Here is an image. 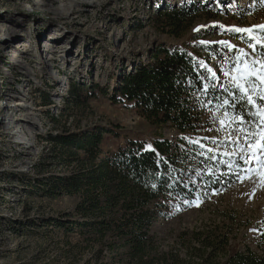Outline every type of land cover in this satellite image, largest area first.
Returning <instances> with one entry per match:
<instances>
[{"label":"rangeland","instance_id":"1","mask_svg":"<svg viewBox=\"0 0 264 264\" xmlns=\"http://www.w3.org/2000/svg\"><path fill=\"white\" fill-rule=\"evenodd\" d=\"M189 5L194 9L182 25H167L165 13L185 12ZM16 25L22 28L14 44L5 47L1 38ZM262 26L264 0H0V264H108V260L119 264L111 263L108 254L101 260L91 251L69 255L67 240L79 239L65 237L45 220L71 211L77 199L44 197L29 182L44 171H67L51 158L49 134L112 122L124 125L148 146L152 138L164 135L174 143L183 137L186 144L181 149L195 147L188 151L191 161L185 170L188 183L198 190L195 198L154 221L157 253L173 251L198 261L192 250L199 246L194 232H227L235 248L251 247L262 253L258 243L264 245V149L260 147L264 100L259 97L264 93L260 87L250 92L255 104L243 98L253 111L249 119L235 113L233 104L211 101L202 110L198 131L185 133L169 124L148 123L103 94L91 96L93 83L112 92L124 73L160 45L198 50L199 45L215 44L213 50H203L201 63L221 80L214 82L202 67L208 83L238 91L242 99L221 69L243 56L239 49L249 54L248 64L255 60L259 68L264 63ZM14 53L20 62H14ZM73 85L80 91L79 106L66 99ZM15 100L25 105L11 107ZM205 174L219 182L216 188H202Z\"/></svg>","mask_w":264,"mask_h":264},{"label":"trees","instance_id":"2","mask_svg":"<svg viewBox=\"0 0 264 264\" xmlns=\"http://www.w3.org/2000/svg\"><path fill=\"white\" fill-rule=\"evenodd\" d=\"M185 9L165 13L167 25H182L194 8L189 5ZM199 46L195 50L186 45H160L124 73L112 92L93 83L91 96L103 94L112 103L130 107L148 123L169 124L181 133L198 131L202 110L211 101L227 99L235 113L249 119L253 111L238 91L208 83L201 53L213 50L215 44ZM68 92L66 99L79 106L78 86L73 85ZM51 120L57 121V117L51 115ZM62 130L57 135L49 134L47 140L53 145L52 160L67 171H44L30 177L29 182L33 181L44 197L77 199L71 211L45 220L46 225L62 230L65 237L75 235L79 239L67 240L69 255L91 251L101 260L108 254L111 263L119 264H264V251L235 248L227 232H194L199 246L192 250L198 261H194L195 256L180 257L173 251L156 252L154 221L195 198L198 190L196 184L188 183L189 172L185 170L191 161L189 152L195 147L191 151L181 149L183 137L174 143L159 135L148 146L119 122L73 132ZM205 176L203 189L218 186V181ZM258 244L264 248L261 242Z\"/></svg>","mask_w":264,"mask_h":264},{"label":"snow or ice","instance_id":"3","mask_svg":"<svg viewBox=\"0 0 264 264\" xmlns=\"http://www.w3.org/2000/svg\"><path fill=\"white\" fill-rule=\"evenodd\" d=\"M235 31L251 32L250 29H235ZM226 46L233 47L231 45ZM250 47L254 48L253 45H250ZM238 51L243 53V56H237L235 61L232 62L230 68H224L221 69V71L223 73V77L227 78L229 84H231L233 88L238 89L243 94V98H246L249 103L255 104L250 92H255L257 87H260V93H264V87H261L264 85V63H260L259 68L256 67L258 62L255 60H253L251 64H248L245 58L249 54L244 52L243 49H239ZM201 66L205 67L206 71L210 74L211 79L214 82H220L221 78L217 76L215 71H213L211 68H208L206 65H203L202 63ZM214 86L215 85H213V87ZM205 90L207 91V85L205 86ZM225 91H228V89L225 88ZM259 98L264 100V95H260ZM229 103L230 102L227 99L223 101V104ZM261 115H264V112H262ZM221 123L223 124L224 121H221ZM261 139L264 140V135L261 136ZM260 147L264 149V144H261Z\"/></svg>","mask_w":264,"mask_h":264},{"label":"bare ground","instance_id":"4","mask_svg":"<svg viewBox=\"0 0 264 264\" xmlns=\"http://www.w3.org/2000/svg\"><path fill=\"white\" fill-rule=\"evenodd\" d=\"M19 25H16L12 28H8V33H6V35H3V37L6 36V38H3V37L1 38V44L2 45H4L6 47V46H12L14 44V41L16 40V38L19 34V31L22 28V25L21 26H19ZM52 47L53 46H51V44H49L48 47L46 48V50H48L50 52L52 50ZM24 51L28 52L29 49H26ZM13 58H14V62H17V63L20 62V59H19L17 53L13 54ZM22 105H25V104L19 100L18 101L15 100V101H13V103H11V107H17V106H22ZM13 132H14V135H16V130H14ZM17 140H19L20 142H23L24 136L22 135L21 139H17Z\"/></svg>","mask_w":264,"mask_h":264}]
</instances>
